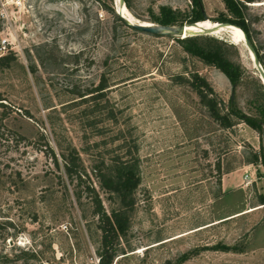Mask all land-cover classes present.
Here are the masks:
<instances>
[{
	"label": "rangeland",
	"instance_id": "374dc122",
	"mask_svg": "<svg viewBox=\"0 0 264 264\" xmlns=\"http://www.w3.org/2000/svg\"><path fill=\"white\" fill-rule=\"evenodd\" d=\"M243 2L249 44L195 33L241 68L233 84L184 36L120 20L115 0H0V264H98L101 229L84 184L107 212L121 208L96 174L118 162L140 182L111 264H264V0ZM124 3L146 22L194 18L192 0ZM202 4L212 21L240 18L224 0ZM195 70L232 125L189 84ZM73 148L83 184L64 170Z\"/></svg>",
	"mask_w": 264,
	"mask_h": 264
},
{
	"label": "trees",
	"instance_id": "16d2710c",
	"mask_svg": "<svg viewBox=\"0 0 264 264\" xmlns=\"http://www.w3.org/2000/svg\"><path fill=\"white\" fill-rule=\"evenodd\" d=\"M227 7L235 12V15L240 17L237 19L230 16L220 17V21L235 22L242 25L250 37L248 27L245 21L241 18V9L245 6L244 0H224ZM252 1V0H247ZM192 12L194 13V18L190 19L191 23L194 21L205 20V12L203 9L202 0H192ZM117 17L124 21L123 18L117 15ZM175 17L173 14H167L163 18H159V22L163 24L173 23ZM198 22V21H197ZM182 24V22H180ZM237 28L242 34L243 32L238 26L231 25ZM135 28L134 26H132ZM197 34L186 35L183 39L186 47L189 46V50H194L197 52L203 60L209 63H213L219 68H221L227 75L229 80L234 84L237 83L240 75L241 68L229 61L222 53V49L219 46H208L200 41ZM254 46V44H253ZM8 55H0V62ZM259 60L261 58L259 56ZM8 63V60L6 61ZM189 84L194 88V90L199 95L201 101L206 105L210 115L221 125L230 126L233 124V120L228 111L222 112L219 107V100L215 94L213 86L208 81V79L199 73L198 71H192ZM102 85V84H101ZM99 85V88L102 86ZM233 104V101H230ZM234 109L232 108V111ZM242 115V114H241ZM243 117V115H242ZM245 119L253 125L258 130L262 129V122L260 120L254 119L249 116H244ZM55 161H57L56 156H54ZM255 158L257 155L255 154ZM99 167V166H98ZM64 170L68 176L75 178L78 184H83L84 178L87 176L86 169L83 167L80 156L75 148H73L69 154L64 158ZM96 174L98 175L99 183L102 188L110 193H115L119 196V199L123 206L121 208H113L110 212H107L103 206L102 200L95 186L91 183L84 184V188L88 193L91 194L93 210L97 213L99 219V227L101 229V244L98 248V264H111L112 260L116 254L117 245L116 240L119 237L121 229H124L128 223L127 210L132 208L134 199L133 192L140 182L139 174L133 169L132 166L124 163L118 162L113 166L111 173L107 174L102 168H97ZM261 203L264 204V196L261 198Z\"/></svg>",
	"mask_w": 264,
	"mask_h": 264
},
{
	"label": "water",
	"instance_id": "95a60500",
	"mask_svg": "<svg viewBox=\"0 0 264 264\" xmlns=\"http://www.w3.org/2000/svg\"><path fill=\"white\" fill-rule=\"evenodd\" d=\"M122 3H124V0H120ZM125 4V3H124ZM117 14L123 18L124 20L127 21L130 25L134 26L135 28L139 30H144L152 33H173V34H180L182 36L186 35H191L195 33H200V32H210L209 29L203 27L202 30H186V25L188 24H196L197 21L191 22V23H182V24H163V23H155V22H142V21H130L127 17H125L122 12H120L116 8ZM205 18L206 14H205ZM217 21V20H215ZM220 25L223 26H228L231 25L232 23L227 22V21H217ZM244 40L246 44H249V38L248 35L244 32ZM255 54V53H254ZM255 60H256V55H254ZM259 72H260V77L264 81V70L263 68L259 65Z\"/></svg>",
	"mask_w": 264,
	"mask_h": 264
},
{
	"label": "bare ground",
	"instance_id": "6f19581e",
	"mask_svg": "<svg viewBox=\"0 0 264 264\" xmlns=\"http://www.w3.org/2000/svg\"><path fill=\"white\" fill-rule=\"evenodd\" d=\"M116 2V8L122 12V14L127 17L130 21H137V19L126 7L124 3H122L120 0H115ZM142 21V20H139ZM146 22V21H142ZM233 25V24H231ZM228 25V26H223L220 25L217 21H212L210 19L205 18L203 21H198L196 24H188L186 25V30H202L203 27L207 28L210 30V32H221V31H227L230 35L234 38V40H237L239 42H242L244 40V32L243 34L239 31L236 30L235 27ZM183 37V36H182ZM185 37V36H184Z\"/></svg>",
	"mask_w": 264,
	"mask_h": 264
},
{
	"label": "built area",
	"instance_id": "2783aa9c",
	"mask_svg": "<svg viewBox=\"0 0 264 264\" xmlns=\"http://www.w3.org/2000/svg\"><path fill=\"white\" fill-rule=\"evenodd\" d=\"M21 1L22 0H13V2L15 4H19ZM2 8H3V12H1V11L0 12L2 13V15H4L3 13L6 12V9L4 8V6ZM7 43H8L7 37L2 38V40H1V47L2 48H6ZM242 179L245 182V184H248L250 182V173L247 172V171H245L244 174H243Z\"/></svg>",
	"mask_w": 264,
	"mask_h": 264
},
{
	"label": "crops",
	"instance_id": "0c3cea01",
	"mask_svg": "<svg viewBox=\"0 0 264 264\" xmlns=\"http://www.w3.org/2000/svg\"><path fill=\"white\" fill-rule=\"evenodd\" d=\"M253 208H255V207H250V208H248L247 210H251V209H253Z\"/></svg>",
	"mask_w": 264,
	"mask_h": 264
}]
</instances>
